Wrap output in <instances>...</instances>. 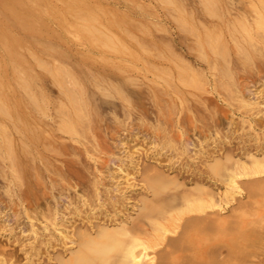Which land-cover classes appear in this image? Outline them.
Returning <instances> with one entry per match:
<instances>
[{
  "label": "rangeland",
  "instance_id": "rangeland-1",
  "mask_svg": "<svg viewBox=\"0 0 264 264\" xmlns=\"http://www.w3.org/2000/svg\"><path fill=\"white\" fill-rule=\"evenodd\" d=\"M9 1H12V0H6V1L0 0V10H2V5L5 4L3 2H9ZM57 1L56 0L50 1L51 4H53L52 6L54 8H57V7H58V9H65L66 8V4L63 5L64 4L63 0H60V1L57 0ZM176 1H177L178 5L181 4L180 5L181 6L180 11H183V13H185L186 16H188V17L190 16L189 17V18H191L190 20H192V22L195 23V24H193V28L197 27L198 31H196V32H198L199 34H201L204 31V29L201 31V28H203V26H205V25L207 26L206 23L204 24L205 21H207L209 25L214 24V25H219L221 27L222 26L224 27V28L223 27L222 28H223V31L225 32V41L228 45V50H229V54L227 55V57L230 56L229 61H228V69L230 71V74L232 75L233 82H232V80L230 81V80L226 79V76H224L225 78L221 77V76H223V74L220 75L221 71L219 72V69H217L218 67H216L215 64L214 65L211 64V63H213L212 60L209 61V60L204 58L205 60L202 62L203 57H201L202 58V60H201L199 58L200 54L196 50L198 48L197 47L198 44H197V42H195L197 40V37L195 35H197L198 33L193 34V33H196L195 29L191 32L186 30L189 33L185 32L184 29H181L176 24V22H177L176 18L178 16L179 12L176 11V13H175V10L167 8L168 6L166 7V5L163 4V2L161 3L160 0H93L94 5H96V6L99 5L98 8L102 6V8H104L105 10L109 9L106 12V11L102 10L101 8H99V9H101L102 12L104 11L103 14L106 13L105 14L106 16L109 15L106 17L105 15L101 14V15H103V16H100L102 18L101 21L104 19V21L106 23H107V21L109 23V21L111 19V14H113V15L117 14L119 18L117 17V15L114 18H112V20L114 19L113 22H111L112 27L116 26V25L113 26L114 21H117V19H119V21H120V18L121 19L124 18V20L126 19V22L128 23V25H127L128 26L127 28H129L128 30L131 31L133 34H135L136 37L139 36L138 38H140V40H142V43H145L144 45L147 46L146 47L147 49H150L156 55L158 53L160 54L161 52H163L162 55L161 54L158 55V58L156 56H154V57L152 56V57H148L147 58L148 60L147 59L142 60L139 57L140 59L137 60V63H136L138 66L136 68H133V69L124 68L123 66H121V64L118 63V61L117 62L116 61H110V58L115 57V56H109L108 54L107 55L105 54L106 57L109 59L108 62L110 61L109 63L102 61L99 58H96L97 57L96 55H92V54H95L94 52H92L91 55L88 56V53H87L88 51L86 50L87 46L84 45L83 43L74 41L73 39H70V38L68 39L67 37L66 38L64 37L66 43L65 42L63 43V42H61L62 40L60 39L61 34L59 35L58 34L59 32L57 30L52 29V28L51 29L50 28H44L43 35H42L41 39L44 41L45 44H47V47H50V48H48V49H50L49 51H51V49H53V53L55 54V56H54L55 58L59 59L63 63H66L75 71L76 75L79 78V81L81 82L82 88H83V96H84V100L86 103V109L90 113L87 114L88 118L86 117L87 116L86 115L83 117L85 119L80 121V130L81 131L84 130L83 131V137L81 136L82 133L81 132L79 133V131H80L79 126H77L78 127L77 128L78 134H76V131L75 132H72V131L69 132V131L65 130L62 126V123H60L61 119H59V118L61 116V112L58 109V104L61 100H63V95L61 94V91L59 90V88L52 82L51 78L46 74L45 71H43L42 67L37 68L35 66L33 68V71L35 74L34 79H36L33 81V83L42 92V94L44 96V101H45L44 111L41 112L38 108H36L31 102H29L27 100V98L17 88L13 87V88H11L12 90L9 89L8 94H7V98L9 99L10 103L12 104L16 118L19 117L18 118L19 119V127H16V129H12L11 127H8V129H9L8 132L10 133V135L12 137V138L10 137V139H11L10 142L12 143L11 144L12 147L11 146H10L11 148L9 147V145H10V142H9L8 143L9 145L7 146V148L9 147L10 149H13V150L11 152L8 151L9 154L6 153L7 150H5L4 147L6 148L7 143L6 144L4 143L5 145L3 144L0 147V150H1V152H0V263L3 262L2 264H4V263L5 264L6 263L11 264V261H12V264H61L60 263L62 261L61 259H63L64 262L68 261L67 259L72 255L71 253L69 254V252H72L71 251L72 249H74L75 247H78L77 242H79V239H80V243H81L83 241V239L85 241L86 238H88V237L96 238L95 234L97 235V237L99 236L98 235L99 230H97V229H99L98 226L101 227V225H103V228L101 227V229L102 230L108 229L110 232H115L113 229H117L118 226L127 227L130 230V232L132 233V235L128 232V234L126 236H124V238H125V241L129 242L132 237H140V238L141 237H143V238L148 237L149 238L152 235H156V234L160 235L162 233H161V231H158L157 228H159L160 225H162V224H169L168 226H169V229H171V231L175 226L176 227L173 229L174 231H172V232L170 231V232L165 234L166 242L164 240L161 244L157 245L155 248L149 249L148 256L142 257L141 262H142V264H144L147 262V260L150 257H152L153 258V264H162V263L166 264L168 262H171V264H177V263H180V259H181L179 257L180 254L186 255V256H188L187 254H189V255L193 254L194 248L192 245H191L192 248L189 245H190V243L192 244L194 241V238H192V237L196 236V234L194 235V232H196L195 231L196 230L195 225L198 222L196 224L194 223L195 225L192 226L189 224L188 221L185 220V219H187L186 216H184L182 219L175 220V222H174L172 220V218L170 219V213H169L170 211L168 209L181 208L180 206L185 205L187 202H191V200L195 201V200L200 199V200H206L207 203L214 204V205L216 202V205H220V207L222 208L220 210L218 209L217 206L214 209L210 208L207 211L209 213H205V214L212 213V215H213V212H214V215L217 216L219 213V215L222 217H226L229 214L228 218L232 221H234V220L237 221L235 223L236 224L239 223V228L242 229L241 231L243 233L240 232L239 230H237L239 228H237V227H236L237 229L234 228V230H237L236 232L242 233V235L238 233V237H234L235 235H237V233L234 234L235 232H232V226H234L233 225L234 223L231 225L229 222H232V221L229 220L227 223H225V224H227V226L225 224H222V225H224L226 228L227 227L229 228L230 227V226H228V223H229L231 225L230 229H231L232 234H230L227 230H224L226 232L225 234H224V232L221 233L222 231H219V236H217L216 234H214V236H213V237L219 238L223 242L228 241L229 245L232 243V241H234V239L237 238L238 240L236 239L235 244L239 243L241 248L246 246V247H244V251H246L248 253V255H244L245 253L243 251H241L242 253H244L243 254L244 257H243L242 261H241V259L237 260V258H236L237 256H234L236 258V260H234L232 262L230 259V258H232L231 257L232 254H230V252H229V254H230L229 259L232 262V264H264V262H263L264 259L262 262H260L261 260H259L261 258H264V172L259 173V174H253V175H247V174L246 175L244 174L245 176L241 175V173H242L241 165L244 167H247V166L251 167L250 166L251 162H253V163L255 161L258 162V160L260 158L262 160H264V155H263L264 154V75H263L264 74V72H263L264 71V59H261L264 57V52H263L264 51V47H263L264 46V37H263L264 31L263 30H262L263 32L260 31V33L262 35H260V33L258 32V36H256L257 31L253 32L254 37L256 38V39H254V41L257 42V43L253 42V45L255 44V46L256 45L258 46V47H255L252 44L247 43L246 41L244 42L243 37H241L243 39H240L239 38L240 35L239 36L237 35L238 33H236V37H238V39L237 38L232 39L233 40L232 41L231 38L229 37V34L226 32V29H225L226 28L225 24L227 23V21L229 23V24L227 23V25H230V23L233 22L234 25L233 24H231V25L235 26L237 29V25H236L237 19H245L249 25L254 24L253 23L254 19L257 17V14H258L257 11H254L255 10L254 6L256 5V8H258V7L263 8V7L260 4H258V0H247V1L246 0H228V1L227 0H219L218 3L219 2L220 3L218 4V14H217L218 16H216L214 18V17L208 16L209 14L205 13L202 10L203 6L199 0L198 1L197 0H176ZM261 1L263 2L264 0H261ZM84 2L88 3V5L90 3L93 4L92 0L91 1L85 0ZM262 2L259 1V3H262ZM250 4H251V6H250ZM61 6L62 7L64 6V7L61 8ZM186 9H189L191 11L190 12L191 14H189V12H187ZM258 9L260 10V12L264 11V9H260V8H258ZM108 12H110V14ZM113 12H115V13H113ZM171 17L172 18L174 17L175 19L174 18L173 19L175 21L173 19H171ZM0 18H1V11H0ZM203 18L205 19V21H203L204 20ZM198 19H201V20L198 21ZM235 19H236V21H235ZM104 21H103V23H105ZM198 22L200 24H198ZM201 24H202V26H201ZM140 25L143 29L140 27ZM195 25H196V27H195ZM181 30H183V31H181ZM54 31H56L57 33H55ZM20 35H24V33H20ZM191 35H193L195 38ZM259 36H261V37H259ZM59 39H60V41H59ZM38 41H41V40L39 39ZM164 43H166V44H164ZM194 43H195V45H194ZM234 43H235V45H234ZM238 44L241 45L242 49H241L240 45H238ZM131 45L135 48L137 47V46H134V44H131ZM152 45H154L153 48H152ZM166 45L168 48H170V52H169V49L166 50L167 49ZM234 46H236V47H234ZM259 46L263 49L262 50L263 53L261 52V50H260L259 54L255 53V52H258L259 49H261V48H259ZM239 47H240V49H238ZM254 47H255V49L253 50L252 48H254ZM249 48H251V49H249ZM157 49H158V51H157ZM235 49H238V50H235ZM243 49L244 50L246 49V52L248 51V53H245V54H247L245 61L243 59L245 57L243 55L244 54ZM138 51H139V49H138ZM236 51L239 55L237 53H235ZM174 53H176V54H174ZM254 53L256 54V56H258V58L255 57ZM85 54H87V57ZM260 54H261V58H259ZM252 55H254V56H252ZM92 56H93V58L95 57L96 59L95 58L93 59ZM159 57H161V59ZM162 57H165V58L163 59ZM235 57L236 58L239 57L240 59L237 58V60H236ZM247 58H248V60L249 59L251 60V58H253V59H252V61H250V60L246 61ZM43 59L46 61L50 60L48 62H52V60L49 58L47 60V57H45V58L43 57ZM112 62H113V64H112ZM186 62H188V63H186ZM245 62H248V63L250 62V63H252V65H250V63L248 64ZM178 64L181 65V67ZM185 64L192 69L188 68L190 71L188 69H186ZM208 64H211V68H210V66H208ZM232 64H234V65H232ZM153 65L156 68L160 67V69L162 67H165V66L169 67L170 70H168V71H171L170 72V73H172L171 75H174V76L172 77L169 72H168V74H166V72H164L163 69L162 70H159L158 68L156 69ZM176 65H178L180 67V69L182 67H184V70H181V71L183 73L188 72L187 76L192 70L195 71V72L192 71L195 74V76H193L195 79H196V75L199 73V75L197 77L198 81L196 79V81L198 82L197 85L195 83L196 81L192 85H190V84L186 85L187 83L185 84V82H181L179 80V78H177L179 76L178 75L176 76V74H177L176 72L178 70L177 68L175 69ZM183 65H185V66H183ZM241 65H242V67H241ZM244 65H246V66L244 67ZM247 65H249L248 66L249 68L247 67ZM173 66H175V67H173ZM207 66L210 69H208ZM214 66H215V68H214ZM167 67H165V68L167 69ZM251 67H252V70H249V69H251ZM256 67H257V69H256ZM173 68L175 71L173 70ZM230 68H232V71L234 73L237 71L235 73V75H234V73L231 72ZM180 69H179V71H180ZM157 70L160 71V73L162 75L161 77H158V76H160V73ZM162 71H163V73H162ZM201 71H203V72H201ZM192 72H191V74H192ZM200 72H201V74H200ZM96 73H98V74H96ZM211 73L213 75H210ZM256 73H258V74H256ZM194 74H192V75H194ZM142 75H143V77H142ZM261 75H262V77H261ZM199 76H200V78H199ZM204 76H206V77H204ZM170 77H172V79H170ZM190 77H191V75H190ZM203 77H204V79H203ZM100 78L102 80H100ZM236 79H237V81H236ZM175 80H178L180 83L175 81ZM220 80H221V82H219ZM50 81H51V83H50ZM147 81H149L150 83ZM227 81L230 82L231 84H229ZM93 82H95L96 84ZM155 83H157V84H155ZM219 83L222 84L225 88L222 85H220ZM227 83H228V85H227ZM240 83H242V85ZM201 84L203 87H201ZM245 85H248V86L246 87ZM190 86L192 87V89L190 88ZM234 87L237 88L238 93H237V91H235L236 89ZM242 87H244L245 89H243ZM248 87H249V89H248ZM206 88L208 90H206ZM224 90H226V91H224ZM156 91H160L159 93H161V94L164 93V94L161 95ZM198 91H199V93H198ZM155 92H156V94L158 93V95L155 96L154 95ZM177 92H178V94H177ZM234 92H236V93H234ZM169 93H170V95H169ZM231 93H232V96H231ZM9 94H10V96H9ZM167 94H168V96H167ZM175 94H176V96H174ZM228 94H230V96ZM86 97H87L88 101H86L87 100ZM163 97L165 98V100H163L164 99ZM167 97H169V98H167ZM177 97L179 98V100L177 99ZM221 97H222V99H221ZM124 98L126 101L124 100ZM234 98L235 99L238 98L237 101ZM57 99H60V101ZM169 99H171V100H169ZM161 100H163V101H161ZM176 100H178V101L181 100L180 101L181 103L180 102L178 103V101L176 102ZM165 101H166V103H165ZM243 101H245V103H247V101H248V103H252V104L254 103V104L250 105L247 103V105H246ZM154 102L155 103L157 102L156 103L157 105ZM160 102H161V105H160ZM182 102L184 104H187V105L182 104ZM241 102H243V103L241 104ZM213 104H215V105H213ZM132 105L133 106L135 105L134 107H136L137 110ZM164 105H168V106H164ZM92 106H94V107H92ZM92 108L95 110H93ZM168 108H169V110H168ZM204 108H205V110H204ZM121 109H122V111H121ZM123 109H125V110H123ZM32 110H35V111H32ZM56 110L59 111V113H60L59 116H58L59 113L56 112ZM165 110H166V112H165ZM124 111H125V113H124ZM133 111H135V112H133ZM140 111L144 114L140 113ZM20 112L22 115H20ZM159 112H160V114H159ZM187 113H189V114H187ZM89 114L91 115V117H89ZM113 115H114V117H113ZM170 115L172 117H170ZM190 115H192V116H190ZM164 116H166V117H164ZM92 117L94 119H92ZM25 118H26V120H25ZM119 119H121L122 125L120 124ZM139 119L141 122L139 121ZM193 119H194V121H192ZM199 119H201V120H199ZM0 120H1V118H0ZM85 120L87 121V123ZM154 120H155V122H154ZM83 121H85L84 124H82ZM135 121H136V123H135ZM26 122H28V123H26ZM124 122H125V124H124ZM196 122H197V124H196ZM117 123H118V125H116ZM81 124H82L83 128L85 127V129H83V128L81 129V127H82ZM137 124H139V125H137ZM140 124H142V125H140ZM160 124H162L161 127H160ZM32 125L34 128H32ZM36 125H38V126H36ZM151 125H153V126H151ZM156 125H158V126H156ZM28 126H30V127H28ZM53 126H54V128H53ZM59 126H61V128ZM121 127H123L124 129H122ZM127 127L129 130L131 129V131H129L127 129ZM132 128H133V130H132ZM194 128H195V130H194ZM86 129H88V130L85 131ZM162 129H164V130H162ZM41 130H43V131H41ZM149 130H151V132ZM168 131L171 133H169ZM41 132H43V133H41ZM45 132H47V133H45ZM84 132L85 133L87 132V133L85 134ZM129 132H131V133H129ZM161 132H163V133H161ZM175 132H176V134H175ZM168 133H169V135H168ZM178 133H179V136H178ZM164 135H165V138H164ZM172 135L174 137H171ZM45 136H47V137H45ZM69 136H71V137H69ZM80 136H81V139L84 138L83 139L84 142L83 141L81 142ZM86 136H88V137H86ZM159 137H160V140L158 139ZM170 137L173 138V141ZM73 138L76 140H73ZM47 139H49V140H47ZM174 139H176L177 142ZM85 140H86V142H85ZM158 140H159V142H158ZM174 141L177 144H175V143L173 144L172 142H174ZM20 142H21V144H20ZM30 142H32V143L34 142L33 146L35 145L37 147V150H36V148H33L32 144ZM179 142H180V145H179ZM160 143L162 145H160ZM192 143H194V144H192ZM47 144L49 145L50 148H48ZM172 144L176 147H174V146L172 147ZM25 145H26V147H25ZM56 145H57V147H56ZM80 145H81V148H80ZM169 145H171V146L169 147ZM204 145H205V147H204ZM89 147H90V149H89ZM91 147H93V148H91ZM163 148H164V150H163ZM175 148L177 149V151ZM200 148H202V149H200ZM34 149H35V151H34ZM55 149L57 152L60 151V153L59 152L57 153L56 151L53 152ZM57 149H59V150H57ZM173 149H174V151H173ZM187 149H189V150H187ZM73 150L75 151L77 156L74 155ZM195 150H197V151H195ZM13 151H14V153H13ZM180 151H181V153H179ZM28 152H30V153L33 152V153H31V155H29L30 153L28 154ZM37 153H39L38 156H37ZM191 153H192V155H191ZM7 154L8 155L11 154V156L12 155L13 156L10 158L7 156ZM61 154H62V156H61ZM88 154L90 156H88ZM126 154H128V155L126 156ZM142 155H143V157H142ZM32 156L36 157V158L33 157V159H32L33 162H32V160H30ZM129 156H133L134 158L132 160H129ZM75 157L79 160L74 159ZM125 157H128V159ZM190 157H191V159H190ZM8 158H10V160ZM27 158H29V159H27ZM111 158H113L115 160H113ZM254 158H256L255 161L253 160ZM40 159H42L43 161ZM135 159H136V161H135ZM261 159L259 160V162H262ZM125 160H127L126 163L124 162ZM15 161H17V162H15ZM44 161H46L47 163H45ZM48 161H50L51 163H48ZM119 161L120 162L123 161L122 164H125L126 167L124 165H122ZM34 162H36V163H34ZM134 162H135V164H134ZM14 163H15V165H14ZM104 163H106V164H104ZM34 164L35 165L37 164L36 165L37 167L33 166ZM103 164L105 165V167ZM207 164L208 165L211 164L210 167H212V168H210ZM31 165H32V168H31ZM118 165L120 167H122L123 169L122 168L121 169L115 168V170H113V168L116 166L118 167ZM238 165L240 166L239 168H238ZM17 166H20L18 168H20L21 171L18 168H15ZM95 166H97V167H95ZM151 166H153V167H151ZM34 167L37 168V169H35L37 172L32 170V169H34ZM46 167H48V168H46ZM106 167H107V169L109 167V170L111 171L110 172L108 170L109 175H107ZM156 167H157V169H156ZM104 168H105V171H104ZM209 168L211 169V171L209 170ZM10 169H11V171H10ZM51 169L54 171L52 172ZM143 169H146V170L143 171ZM152 169H153V171H152ZM159 169L161 170V173L163 172L164 176L165 175L171 176V177H168L171 181H173V180L176 181V182L169 181L173 186L168 182L167 183L168 186L165 187V190H162L163 189L162 187H164L166 185V183H164V181H163L164 179H161L162 182L159 179L160 177L164 178V176H162V175L160 176V174H157V173H160ZM157 170H159V171H157ZM33 171L36 172V175ZM150 171L152 172L151 175H150ZM233 171L236 173L234 174ZM10 172H11V174H10ZM18 172H20V174H18ZM38 172L41 174H38ZM50 172H51V175H50ZM57 172H60L59 173L60 176H59V174L58 175L56 174ZM112 172H113V174L116 175V177L118 175V178H114L115 176L111 175ZM115 172H117V173H115ZM147 172H149V173H147ZM154 172H155V175H157V177L158 176H160V177L156 178L155 175L153 177ZM21 173H22V176H21ZM229 173H233L235 175V179L237 180L236 181L237 184L233 185V187H231V188L229 187L230 185L226 181V179H227L226 175H228ZM16 174H18V175L15 176ZM140 174H141V177H140ZM142 174L146 177V179ZM146 174H148L149 177L151 176L154 179L159 180L161 183L156 182V184L158 186L157 185L155 186L154 182L151 181V180H153V178L151 179V177H150V180H147ZM105 175L109 176L110 178L113 176L112 180L109 177H105ZM123 175L125 177H123ZM40 177H42L43 180ZM56 177H58L60 179H58V178L56 179ZM101 177H104L103 179H105L106 185H105V182L100 183L103 180ZM132 177H134L135 179ZM149 177H148V179H149ZM7 178H8V180H6ZM143 178L145 180H143ZM50 179H52V180H50ZM53 179H54V181H53ZM99 179H101V180H99ZM107 179H110V180L107 181ZM115 179H117V180L115 181ZM120 179H121V181H120ZM141 179L144 182L145 181H147V182H145V184L143 185V181ZM84 180H86V181H84ZM87 180L89 181V183ZM157 180H155V181H157ZM165 180L167 182L166 177H165ZM119 181H120L119 184H121V185L124 184L123 186H126L129 183L132 185H133V183L137 184V185H133L134 187L133 186L131 187L128 185L129 188L127 187V189L125 190V194H122L121 189H120L121 192L120 191L117 192L116 189H115L116 191L114 190V185H116L117 182H119ZM122 181H123V183H121ZM137 181H138V183H137ZM94 182L97 183V189H95L96 185H92V184H94ZM112 182H114V184ZM111 183H112V186H110ZM152 184H154V185H152ZM150 185L152 188L150 187ZM160 185H162V186H160ZM175 185H177V187ZM44 187H45V189H44ZM101 187L104 188L105 190L102 189ZM49 188H50V190H49ZM121 188H124V187H121ZM149 188L154 189L153 192H155V191L157 192V194H156L157 197H155L156 200L151 199L153 192L150 191L151 189H149ZM231 189H234V190H231ZM101 190H102V192H101ZM129 190L130 191L133 190V192H130ZM226 190H228L227 193H228V195H229L228 197L230 199H228V197L225 196L226 193L224 194V191L226 192ZM236 190L238 192L234 193V191H236ZM105 191H106V193H104ZM141 191L144 192V193H142L143 195L141 194ZM7 192H9V193H7ZM147 192H149V193H147ZM99 193H100V195H99ZM127 193H129V195H127ZM150 193H151V195H150ZM123 195H125V196L127 195V196L124 197ZM120 196H123L124 198L120 197ZM145 196H147L148 198ZM110 197H112V198H110ZM129 197H132V198H129ZM143 197H144L145 201L148 200L149 202H145V204H144L143 203L144 201H142ZM128 199H130V200H128ZM150 199H151V201H150ZM223 199H226L229 202H225L226 200L223 202ZM121 202H123V203H121ZM167 202H169L170 204ZM164 203H165V205L169 204L168 206L170 208L166 207V208L162 209L163 212H161V213L158 212L159 214L156 213L155 210L162 208L161 206H163ZM147 204H151L152 208H151V206H149ZM139 206H142V207H139ZM177 206H179V207H177ZM77 207H79V208L77 209ZM146 207H150V210L147 209ZM52 208H53V212L51 210ZM153 208L154 209L156 208V209L153 210ZM48 211H50V212H48ZM78 211H80V212H78ZM51 212L54 214V216L52 214L53 217L51 216ZM58 213L62 214L63 216L61 217V215ZM167 213H168V215H167ZM233 214H234V216H233ZM32 215L33 216L35 215V216L33 217ZM65 215H67L66 218H68V219L65 218ZM212 215L207 216V217H209V220L207 219V221H209L208 224H210V221L212 220L211 219ZM45 216H47V217H45ZM59 218H60V222H59ZM62 218H63V220H62ZM165 218H167V219H165ZM233 218H237V219H233ZM239 219L241 220L240 222H238ZM62 222H64V226L60 225V224H62ZM187 222L190 226L193 227V229L191 227H190V229H188V227H187L188 224L185 225ZM248 222H249V225H248ZM52 223H53V225H52ZM97 223H99L101 225H99ZM190 223H191V221H190ZM94 224H96V225H94ZM205 224H206V226H203V227H204L205 231H206L205 227H207V232H209L210 230L208 231V229L210 228L209 227L210 225L208 226L206 222H205ZM236 224H235V226H236ZM57 225L60 226V229L57 227ZM44 226H46L45 229H44ZM197 226L198 225H196V227ZM245 226H247V227H245ZM75 227L78 229V234H79L78 237L76 236L77 230L74 229ZM105 227H106V229H105ZM154 227H156V228H154ZM244 227H245V229H243ZM48 228H49V230H47ZM79 228H81V232H83V234L80 233ZM94 228L96 229V231ZM199 228H198V230H200ZM61 229L62 230L64 229L63 233L61 232L62 231ZM82 229H84L85 231L84 230L82 231ZM186 229H188L190 231L188 234V230H187V234L190 236L184 235L185 234L184 231ZM230 229H229V231H230ZM86 230H88L89 233L86 232ZM201 230H200V232H202ZM48 231L51 233L46 234ZM68 231H70V233H68ZM74 231H76V234L74 233ZM246 232L248 235H246ZM72 233H74V235H72ZM84 233H85V235H84ZM86 234H91V235H86ZM182 234L184 236L189 237L187 239V241L184 240L185 241L184 243H185V245H188L191 248V250L193 249L192 251L190 250V248H189V250L185 251V249H187L188 246L187 247L184 246L186 248H184L182 250L181 247L183 245L179 244L180 245V247H179V245L177 246L175 244L176 242H178L179 240L182 239ZM205 234H207V233H205ZM205 234H202V235H205ZM220 234H222V235H220ZM207 235H205V236L209 237V235L211 236L213 234L208 233ZM240 235L243 237L245 236L244 238L248 237V239H247L248 243H247V241L246 242L242 241V239L246 240L242 237V238H240L242 241V244H241L240 243L241 241L239 239ZM62 236H64V237H62ZM79 236H80V238H79ZM117 236L119 237L120 234ZM232 236L234 239L231 241ZM81 237L83 239H81ZM121 237H123V235H121ZM56 238H57V241H56ZM77 238H79V239H77ZM166 238H168V239H166ZM227 238L228 239L231 238L230 239L231 243L229 242V240H227ZM47 239H49V240H47ZM62 239H63V241H62ZM174 240H175V243H174ZM48 241H49V243H48ZM73 241H74V243H73ZM167 241H168V243H167ZM171 241H173V242H171ZM181 241H183V240H181ZM237 241H238V243H237ZM186 242L189 244H187ZM179 243H180V241H179ZM169 244H171L172 246L176 245L174 247L176 249V251H174L175 249L172 248V249H174L173 251L175 253H172L173 251L169 253V251L172 250L171 249L172 246L170 247ZM181 244H182V242H181ZM232 244L230 245L231 248L228 246L230 249H232ZM52 245H53V247H52ZM219 245H221V244H219ZM218 246H216V248L221 249L222 245L219 247ZM163 247H165V248H163ZM226 247H227V245L225 246V248ZM235 247L236 246H234V248ZM67 250L68 251L70 250V251L68 252ZM167 250H169V251H167ZM222 250H223V247L221 249V252H223ZM213 251H215V250H213ZM6 252H8V253H6ZM232 252L234 253V251H232ZM241 252L239 254L240 256H241ZM215 253H217V252H215ZM237 253H239V252H237ZM118 254L116 252H115V254L114 253L111 254V258L115 264L119 258ZM167 254H169V255H167ZM170 254H172V255H170ZM210 254H213V253H210ZM225 254H226V251H225ZM207 255L205 256L206 258H207ZM223 255H222V257H223ZM57 256H58V258H57ZM213 256H214V254H213ZM66 257H68V258L66 259ZM211 257H212V255H211ZM211 257L208 256L209 259ZM55 258L58 260L57 262H56ZM8 259H9V261H8ZM187 259L188 258H185L186 261L183 259L184 261H182L183 263H181V264H187V263H185V262L189 261ZM205 259H204V262L207 261V263H210V261L213 259V257L211 260L208 259L209 262H208V260H205ZM215 259L216 258H214V260ZM1 260H4L5 262L1 261ZM214 260H213V262H215ZM219 260L220 259H218V261ZM15 261H17V262H15ZM221 261H226L225 263H228L227 262L228 258H227V260L225 258V260L223 259ZM221 261H219V262H221ZM231 262H229V264ZM114 263H112V264H114ZM188 263H190V261ZM218 263H215V264H218ZM210 264H212V263H210ZM221 264H223V263L221 262Z\"/></svg>",
  "mask_w": 264,
  "mask_h": 264
},
{
  "label": "bare ground",
  "instance_id": "bare-ground-1",
  "mask_svg": "<svg viewBox=\"0 0 264 264\" xmlns=\"http://www.w3.org/2000/svg\"><path fill=\"white\" fill-rule=\"evenodd\" d=\"M6 1V0H5ZM51 0H12V1H9V2H3V3H5V4H3L2 5V10H0L1 11V18H0V118H1V120H0V147L5 143H7L6 144V148L4 147V149L5 150H7V152L6 153H8L9 154V152H11L13 149H10L12 146H11V139H10V137H11V135H10V133L8 132L9 131V129H8V127H11L12 129H16V127H19V117L18 118H16V115H15V113H14V109H13V107H12V104L10 103V101H9V99L7 98V94H8V91H9V89H11V88H13V87H15V88H17L26 98H27V100L29 101V102H31L36 108H38L41 112L42 111H44V109H45V101H44V96H43V94H42V92L36 87V85L33 83V81L34 80H36V79H34L35 78V74H34V71H33V68L36 66L37 68H40V67H42L43 68V71H45L46 72V74L51 78V80H52V82L59 88V90L61 91V94L63 95V100H61L60 101V99H57V100H59L60 102H59V104H58V109L60 110V112H61V116H60V118L59 119H61V122L60 123H62V126H63V128L65 129V130H67V131H69V132H75L76 131V134H78L77 132V126H79V130H80V121L81 120H84L85 118H83L84 116H86L88 113H90L89 111H87V109H86V103H85V100H84V96H83V88H82V85H81V82L79 81V78H78V76L76 75V73H75V71L69 66V65H67L66 63H63L62 61H60L59 59H57V58H55L54 56H55V54L53 53V49H51V51H49L50 49H48V48H50V47H47V44H45L44 43V41L41 39V37H42V35H43V30H44V28H52V29H55V30H57L59 33V35L61 36V42H65L66 43V41H65V38L67 37L68 39L70 38V39H73L74 41H77V42H80V43H83L84 45H86L87 46V53H88V56H90L91 55V53L92 52H94L95 54H92V55H96L97 57L96 58H99L100 60H102V61H105V62H108V58L106 57V55L108 54L109 56H115V57H112V58H110V61H118V63L119 64H121V66H123L124 68H126V69H133V68H136L138 65L136 64L137 63V60H139L140 58L142 59V60H146L148 57H154V56H156L157 58H158V55H162V53L163 52H161L160 54L158 53L157 55L156 54H154V52H152L150 49H147L146 47V45H144L145 43H142V40H140V38H138L139 36H137L136 37V35L135 34H133L131 31H129L128 29L129 28H127L128 26V23L126 22V19L124 20V18H120V21H119V19H117V21H114V25L113 26H115V27H112V25H111V22H113V20H112V18H114L116 15H113V14H111V19H110V21H109V23H108V21H107V23L104 21V19L101 21V17L100 16H103V15H105V14H103L104 13V11H108V10H105L104 8H102V6L101 7H99V8H101L102 10H104L103 12L101 11V9H99L98 8V4L100 3H98L97 5L98 6H96V5H94V3H93V0H92V3L93 4H89L88 5V3H85L84 1L85 0H63V2H64V4L63 5H65L66 4V8L65 9H58V7L57 8H54L52 5L53 4H51V2H50ZM55 1V0H54ZM57 1V0H56ZM60 1V0H59ZM89 1H91V0H89ZM161 1V3L163 2V4H165L166 5V7L167 8H170V9H172V10H175V13H176V11L177 12H179V14H178V16H177V18H176V20H177V22H176V24L181 28V29H184L185 30V32H187V31H189V32H191V31H193L194 29H195V32L196 31H198V29H197V27H196V25H195V27L196 28H193V24H195L194 22H192V20H190L191 18H189L188 16H186V14L185 13H183V11H180V8H181V4H179L178 5V3H177V1L176 0H160ZM198 1V0H197ZM200 1V3L202 4V6H203V8H202V10L205 12V13H207V14H209L208 16H211V17H216V16H218L217 14H218V4L220 3H218V1L219 0H199ZM228 1V0H227ZM247 1V0H246ZM259 1L260 2H262L261 0H258V4H260L263 8H261V7H258V8H260V9H264V1L262 2V3H259ZM58 2V1H57ZM56 2V3H57ZM88 2V1H87ZM230 2V1H229ZM253 2V1H252ZM53 3V2H52ZM62 3V2H61ZM60 3V4H61ZM231 3V2H230ZM241 3V2H240ZM254 3V2H253ZM252 3V4H253ZM58 4V3H57ZM96 4V3H95ZM140 4V3H139ZM92 5V6H91ZM242 5V4H241ZM255 5V4H254ZM253 5V6H254ZM225 6V5H224ZM237 6V5H236ZM250 6H251V4H250ZM259 6V5H258ZM64 7V6H63ZM62 6H61V8H63ZM124 7V6H123ZM165 7V8H166ZM226 7V6H225ZM255 7V10L254 11H257V17L254 19V24H248L247 22H246V20L245 19H237V21H236V19H235V21L237 22V29H236V27L235 26H233L234 24H233V22H231L230 23V25L231 24H233V25H227V23H228V21H227V23L225 24L226 26V32L229 34V37L231 38V40L232 39H238V37H236V33H238L237 35L239 36L240 35V39H243L244 38V42L246 41L247 43H249V44H252L253 45V42H255L254 41V39H256L255 37H254V33L253 32H256V36H258V32L260 33V31H264V11L262 12H260V10L258 9V8H256V5L254 6ZM60 8V7H59ZM220 8V7H219ZM251 8V7H250ZM230 9V8H229ZM253 9V8H252ZM258 9V10H257ZM119 10V9H118ZM187 10V12H189V14H191L190 12V10L189 9H186ZM221 10V9H220ZM111 12V11H110ZM110 12H108L109 14H110ZM195 12V11H194ZM113 13H115V12H113ZM117 13V12H116ZM167 13V12H166ZM174 13V12H173ZM253 13V12H252ZM101 14H103V15H101ZM225 14V13H224ZM237 14V13H236ZM171 15V14H170ZM195 15V14H194ZM106 16V15H105ZM107 16H109V15H107ZM106 16V17H107ZM233 16V15H232ZM117 17H118V15H117ZM221 17V16H220ZM105 18V17H104ZM119 18V17H118ZM174 18V17H173ZM172 17H171V19H173ZM193 18V17H192ZM175 19V18H174ZM173 19V20H174ZM197 19V18H196ZM204 19V18H203ZM218 19V18H217ZM229 19V18H228ZM108 20V19H107ZM169 20V19H168ZM199 20H201V19H198V21ZM103 21L105 22V23H103ZM175 21V20H174ZM203 21H205V19L203 20ZM218 21V20H217ZM202 22V21H201ZM207 24V28L205 27V26H203V28H201V31L204 29V31L201 33V34H199L198 32H196V33H193V34H197V35H195L196 37H197V40L195 41V42H197V52L200 54V56H199V58L202 60V58L201 57H203V60H202V62L205 60V59H207V60H212V62L213 63H211V64H215V66L216 67H218L217 69H219V72L221 73L220 75H222L223 74V76H221V77H224V76H226V79H228V80H232L233 78H232V75L230 74V71H229V69H228V61H229V57H227V55L229 54V50H228V45H227V43H226V41H225V32L223 31V28L221 27V26H219V25H209L208 24V22L207 21H205L204 22V24ZM153 24V23H152ZM198 24H200L199 22H198ZM229 24V23H228ZM139 25V24H138ZM137 25V26H138ZM154 26V25H153ZM201 26H202V24H201ZM140 27H141V25H140ZM146 27V26H145ZM177 27V26H176ZM139 28V27H138ZM142 28V27H141ZM140 28V29H141ZM206 28V29H205ZM137 29V28H136ZM143 29V28H142ZM141 29V30H142ZM260 29V30H259ZM187 30V31H186ZM181 31H183V30H181ZM262 31V32H263ZM55 33H57L56 31H54ZM138 32V31H137ZM189 32H187V33H189ZM20 33H24V35H20ZM186 33V34H187ZM133 34V35H132ZM260 35H262L261 33H260ZM264 35V34H263ZM63 36V37H62ZM191 36H193V35H191ZM228 36V35H227ZM65 37V38H64ZM188 37V36H187ZM194 37V36H193ZM228 37V38H229ZM241 37H243V38H241ZM259 37H261V36H259ZM264 37V36H263ZM195 38V37H194ZM41 40V41H38V40ZM60 39H59V41H60ZM142 39V38H141ZM261 39V38H260ZM263 40V39H262ZM233 41V40H232ZM160 42V41H159ZM162 42V41H161ZM35 43V44H34ZM75 43V42H74ZM147 43V42H146ZM168 43V42H167ZM187 43V42H186ZM193 43V42H192ZM255 43H257V42H255ZM82 44V45H83ZM131 44H134V46H137L136 48L135 47H133ZM149 44V43H148ZM164 44H166V43H164ZM163 44V45H164ZM189 45V44H188ZM194 45H195V43H194ZM234 45H235V43H234ZM238 45H240V44H238ZM253 46H255V44L253 45ZM154 47V45H152V48ZM166 47H167V45H166ZM186 47V46H185ZM234 47H236V46H234ZM240 47H241V45H240ZM240 47L238 48V49H240ZM255 47H258L257 45L255 46ZM255 47L254 48H252L253 50L255 49ZM264 47V46H263ZM150 48V47H149ZM194 48V47H193ZM231 48V47H230ZM259 48H261L260 46H259ZM138 49H139V51H138ZM161 49V48H160ZM169 49V52H170V48H168L167 47V49L166 50H168ZM191 49V48H190ZM189 49V50H190ZM199 49V50H198ZM233 49V48H232ZM238 49H235V50H238ZM241 49H242V47H241ZM249 49H251V48H249ZM162 50V49H161ZM244 50V49H243ZM257 50V49H256ZM260 50H261V52H262V48L261 49H259V51L258 52H255V53H258L259 54V52H260ZM85 51V50H84ZM154 51V50H153ZM157 51H158V49H157ZM172 51V50H171ZM242 51V50H241ZM252 51V50H251ZM250 51V52H251ZM55 52V51H54ZM86 52V51H85ZM168 52V53H169ZM176 52V51H175ZM193 52V51H192ZM239 52V51H238ZM264 52V51H263ZM262 52V53H263ZM82 53V52H81ZM154 55H153V54ZM156 53V52H155ZM233 53V52H232ZM235 53H237V51L235 52ZM234 53V54H235ZM240 53V52H239ZM245 53H248V51L246 52V49L244 50V61H245V58H246V56H247V54H245ZM254 53V55H255V57L256 58H258V56H256V54ZM83 54V53H82ZM106 54V55H105ZM165 54V53H164ZM174 54H176V53H174ZM238 54V53H237ZM253 54V53H252ZM257 54V55H258ZM84 55V54H83ZM86 55V57H87V54H85ZM140 55V56H139ZM239 55V54H238ZM250 55V54H249ZM254 55H252V56H254ZM172 56V55H171ZM197 56V57H198ZM251 56V55H250ZM260 57L259 58H261V54L259 55ZM43 57L45 58V57H47V60H48V58L49 59H51L52 60V62H48V61H50V60H48V61H46V60H44L43 59ZM140 57V58H139ZM182 57V56H181ZM196 57V56H195ZM233 57V56H232ZM249 57V56H248ZM92 58H93V56H92ZM95 58V57H94ZM93 58V59H94ZM95 58V59H96ZM160 59H161V57H159ZM163 59L165 58V57H162ZM205 58V59H204ZM236 58V57H235ZM237 58H239V57H237ZM237 58H236V60H237ZM240 59V58H239ZM238 59V60H239ZM252 59L253 58H251V60L250 61H252ZM261 59H264V57L263 58H261ZM124 60V61H123ZM148 60V59H147ZM152 60V59H151ZM168 60V59H167ZM166 60V61H167ZM184 60V59H183ZM199 60V59H198ZM248 60V58H247V60L246 61H249ZM257 60V59H256ZM109 61V62H110ZM178 61V60H177ZM233 61V60H232ZM108 62V63H109ZM173 62V61H172ZM240 62V61H239ZM243 62V61H242ZM115 63V62H114ZM175 63V62H174ZM173 63V64H174ZM186 63H188V62H186ZM209 63V62H208ZM244 63V62H243ZM245 63H248V62H245ZM250 63V62H249ZM248 63V64H249ZM255 63V62H254ZM112 64H113V62H112ZM155 64V63H154ZM180 64V63H179ZM178 64V65H179ZM211 64H208V66H210V68H211ZM241 64V63H240ZM149 65V64H148ZM152 65V64H151ZM176 65V67L175 66H173V67H175V69L177 68L178 70H177V74H176V76L178 75L179 77H177V78H179V80L181 81V82H185V84L186 85H188V84H190V85H192L195 81H196V79H197V77H198V75H199V73L196 75V79L193 77V76H195V74L193 73V72H195V71H191L192 72V74H194V75H192L191 74V72L188 74V76H187V73H183L181 70H184V67H182L181 69H180V67H181V65ZM186 65V64H185ZM185 65H183V66H185ZM189 65V64H188ZM232 65H234V64H232ZM250 65H252V63H250ZM154 66V65H153ZM196 66V65H195ZM204 66V65H203ZM207 66V67H208ZM215 66H214V68H215ZM240 66V65H239ZM246 65H244V67H245ZM249 65H247V67H248ZM155 67V66H154ZM165 67H167V66H165ZM165 67H162L161 69H160V67H157L159 70H164V72H166V74H168V72L170 73L171 71H168V70H170V68L169 67H167V69L165 68ZM193 67V66H192ZM202 67V66H201ZM213 67V66H212ZM241 67H242V65H241ZM41 68V69H42ZM151 68V67H150ZM156 68V67H155ZM156 68V69H157ZM188 68H190L189 66H187L186 65V69H188ZM195 68V67H194ZM209 67H208V69H210ZM238 68V67H237ZM249 68V67H248ZM119 69V68H118ZM154 69V68H153ZM179 69H180V71H179ZM190 69H192V68H190ZM202 69V68H201ZM213 69V68H212ZM231 69V72L232 73H234L233 71H232V68H230ZM242 69V68H241ZM254 69V68H253ZM256 69H257V67H256ZM173 70H174V68H173ZM189 70V69H188ZM243 70V69H242ZM249 70H252V67H251V69H249ZM158 71V70H157ZM175 71V70H174ZM186 71V70H185ZM184 71V72H185ZM190 71V70H189ZM236 71V70H235ZM244 71V70H243ZM91 72V71H90ZM159 73H160V71H158ZM201 72H203V71H201ZM201 72H200V74H201ZM237 72V71H236ZM235 72V73H236ZM264 72V71H263ZM150 73V72H149ZM162 73H163V71H162ZM197 73V72H196ZM235 73H234V75H235ZM253 73V72H252ZM93 74V73H92ZM96 74H98V73H96ZM156 74V73H155ZM154 74V75H155ZM172 73H170V75H171ZM204 74V73H203ZM255 74V73H254ZM256 74H258V73H256ZM91 75V74H90ZM190 75H191V77H190ZM210 75H213L212 73L210 74ZM264 75V74H263ZM162 75H161V73H160V76H158V77H161ZM172 77L174 76V75H171ZM100 77V76H99ZM142 77H143V75H142ZM172 77H170V79H172ZM204 77H206V76H204ZM204 77H203V79H204ZM212 77V76H211ZM235 77V76H234ZM261 77H262V75H261ZM165 78V77H164ZM199 78H200V76H199ZM216 78V77H215ZM214 78V79H215ZM225 78V77H224ZM243 78V77H242ZM260 78V77H259ZM144 79V78H143ZM147 79V78H146ZM150 79V78H149ZM156 79V78H155ZM166 79V78H165ZM193 79V80H192ZM195 79V80H194ZM212 79V78H211ZM221 79V78H220ZM100 80H102L101 78H100ZM105 80V79H104ZM103 80V81H104ZM163 80V79H162ZM206 80V79H205ZM240 80V79H239ZM260 80V79H259ZM93 81V80H92ZM166 81V80H165ZM175 81H177V82H179L178 80H175ZM197 81H198V79H197ZM195 82L196 83V85H197V83L198 82ZM236 81H237V79H236ZM83 82V81H82ZM147 82H149V81H147ZM172 82V81H171ZM206 82V81H205ZM219 82H221V80L219 81ZM228 82V81H227ZM232 82H233V80H232ZM50 83H51V81H50ZM93 83H95V82H93ZM104 83V82H103ZM150 83V82H149ZM152 83V82H151ZM180 83V82H179ZM215 83V82H214ZM229 84H231L230 82H228ZM228 83H227V85H228ZM96 84V83H95ZM155 84H157V83H155ZM163 84V83H162ZM182 84V83H181ZM180 84V85H181ZM200 84V83H199ZM206 84V83H205ZM220 84V83H219ZM218 84V85H219ZM224 84V83H223ZM226 84V83H225ZM241 85H242V83H240ZM239 84V85H240ZM247 84V83H246ZM111 85V84H110ZM161 85V84H160ZM168 85V84H167ZM166 85V86H167ZM220 85H222V84H220ZM233 85V84H232ZM231 85V86H232ZM108 86V85H107ZM112 86V85H111ZM223 86V85H222ZM246 87L248 86V85H245ZM244 86V87H245ZM110 87V86H109ZM201 87H203L202 86V84H201ZM208 87V86H207ZM220 87V86H219ZM224 87V86H223ZM222 87V88H223ZM244 87H242L243 89H245ZM112 88V87H111ZM114 88V87H113ZM163 88V87H162ZM169 88V87H168ZM167 88V89H168ZM186 88V87H185ZM190 88L192 89V87L190 86ZM225 88V87H224ZM235 88V87H234ZM102 89V88H101ZM117 89V88H116ZM195 89V88H194ZM231 89V88H230ZM229 89V90H230ZM236 90L235 91H237V88H235ZM248 89H249V87H248ZM247 89V90H248ZM12 90V89H11ZM161 90V89H160ZM172 90V89H171ZM170 90V91H171ZM197 90V89H196ZM206 90H208L207 88H206ZM215 90V89H214ZM101 91V90H100ZM163 91V90H162ZM182 91V90H181ZM222 91V90H221ZM224 91H226V90H224ZM243 91V90H242ZM156 92H160V91H156ZM156 92L154 93V95L156 96V95H158V93L156 94ZM168 92V91H167ZM175 92V91H174ZM202 92V91H201ZM245 92V91H244ZM198 93H199V91H198ZM226 93V92H225ZM224 93V94H225ZM230 93V92H229ZM234 93H236V92H234ZM237 93H238V91H237ZM246 93V92H245ZM124 94V93H123ZM152 94V93H151ZM159 94H161V93H159ZM164 94V93H163ZM163 94H161V95H163ZM177 94H178V92H177ZM223 94V93H222ZM153 95V96H154ZM169 95H170V93H169ZM173 95V94H172ZM180 95V94H179ZM219 95V94H218ZM229 96H230V94H228ZM239 95V94H238ZM9 96H10V94H9ZM154 96V97H155ZM167 96H168V94H167ZM174 96H176V94L174 95ZM231 96H232V93H231ZM116 97V96H115ZM158 97V96H157ZM156 97V98H157ZM162 97V96H161ZM171 97V96H170ZM186 97V96H185ZM191 97V96H190ZM220 97V96H219ZM236 97V96H235ZM238 97V96H237ZM241 97V96H240ZM239 97V98H240ZM159 98V97H158ZM164 98V97H163ZM162 98V99H163ZM167 98H169V97H167ZM172 98V97H171ZM174 98V97H173ZM192 98V97H191ZM229 98V97H228ZM55 99V98H54ZM86 99H87V97H86ZM128 99V98H127ZM176 99V98H175ZM177 99L179 100V98L177 97ZM221 99H222V97H221ZM235 99V98H234ZM238 99V98H237ZM237 99H235L236 101H237ZM243 99V98H242ZM241 99V100H242ZM124 100H125V98H124ZM155 100V99H154ZM163 100H165V98L163 99ZM163 100H161V101H163ZM169 100H171V99H169ZM168 100V101H169ZM178 100H176V102L178 101ZM244 100V99H243ZM86 101H88V99L86 100ZM126 101V100H125ZM158 101V100H157ZM167 101V100H166ZM166 101H165V103H166ZM181 101V100H180ZM180 101H178V103L180 102ZM194 101V100H193ZM184 102V101H183ZM182 102V104H184ZM195 102V101H194ZM230 102V101H229ZM233 102V101H232ZM244 103H245V101H243ZM243 102H241V104L243 103ZM252 102V101H251ZM254 102V101H253ZM88 103V102H87ZM129 103V102H128ZM133 103V102H132ZM155 103V102H154ZM157 103V102H156ZM155 103V104H156ZM170 103V102H169ZM181 103V102H180ZM202 103V102H201ZM231 103V102H230ZM247 103H248V101H247ZM247 103H245L246 105H247ZM89 104V103H88ZM172 104V103H171ZM170 104V105H171ZM175 104V103H174ZM203 104V103H202ZM232 104V103H231ZM236 104V103H235ZM234 104V105H235ZM240 104V103H239ZM244 104V105H245ZM248 104H252V103H248ZM254 104V103H253ZM252 104V105H253ZM14 105V104H13ZM26 105V104H25ZM157 105V104H156ZM160 105H161V102H160ZM169 105V104H168ZM168 105H164V106H168ZM184 105H187V104H184ZM213 105H215V104H213ZM243 105V106H244ZM31 106V105H30ZM57 106V105H56ZM131 106V105H130ZM133 106V105H132ZM135 106V105H134ZM133 106V107H134ZM190 106V105H189ZM199 106V105H198ZM236 106V105H235ZM88 107V106H87ZM92 107H94V106H92ZM172 107V106H171ZM180 107V106H179ZM203 107V106H202ZM210 107V106H209ZM242 107V106H241ZM247 107V106H246ZM251 107V106H250ZM16 108V107H15ZM35 108V109H36ZM57 108V107H56ZM55 108V109H56ZM136 110H137V108L136 107H134ZM170 108V107H169ZM169 108H168V110H169ZM184 108V107H183ZM186 108V107H185ZM190 108V107H189ZM236 108V107H235ZM57 109V110H58ZM93 109V108H92ZM91 109V110H92ZM134 109V110H135ZM163 109V108H162ZM165 109V108H164ZM181 109V108H180ZM203 109V108H202ZM213 109V108H212ZM245 109V108H244ZM54 110V109H53ZM56 110V112H58L59 113V111H57ZM89 110V109H88ZM93 110H95V109H93ZM92 110V111H93ZM123 110H125V109H123ZM174 110V109H173ZM182 110V109H181ZM187 110V109H186ZM204 110H205V108H204ZM32 111H35V110H32ZM46 111V110H45ZM55 111V110H54ZM121 111H122V109H121ZM161 111V110H160ZM175 111V110H174ZM189 111V110H188ZM229 111V110H228ZM127 112V111H126ZM132 112V111H131ZM133 112H135V111H133ZM165 112H166V110H165ZM164 112V113H165ZM178 112V111H177ZM208 112V111H207ZM214 112V111H213ZM38 113V112H37ZM51 113V112H50ZM53 113V112H52ZM93 113V112H92ZM96 113V112H95ZM124 113H125V111H124ZM140 113H142L141 111H140ZM185 113V112H184ZM28 114V113H27ZM39 114V113H38ZM94 114V113H93ZM116 114V113H115ZM114 114V115H115ZM123 114V113H122ZM134 114V113H133ZM142 114H144V113H142ZM159 114H160V112H159ZM162 114V113H161ZM187 114H189V113H187ZM191 114V113H190ZM213 114V113H212ZM20 115H22L21 114V112H20ZM60 115V113L58 114V116ZM114 115H113V117H114ZM117 115V114H116ZM115 115V116H116ZM127 115V114H126ZM141 115V114H140ZM168 115V114H167ZM184 115V114H183ZM186 115V114H185ZM214 115V114H213ZM212 115V116H213ZM19 116V115H18ZM93 116V115H92ZM160 116V115H159ZM162 116V115H161ZM181 116V115H180ZM190 116H192V115H190ZM87 118H88V115L86 116ZM89 117H91V115L89 114ZM135 117V116H134ZM164 117H166V116H164ZM170 117H172L171 115H170ZM194 117V116H193ZM41 118V117H40ZM83 118V119H82ZM119 118V117H118ZM126 118V117H125ZM183 118V117H182ZM197 118V117H196ZM22 119V118H21ZM24 119V118H23ZM32 119V118H31ZM38 119V118H37ZM92 119H94L93 117H92ZM91 119V120H92ZM154 119V118H153ZM171 119V118H170ZM188 119V118H187ZM25 120H26V118H25ZM87 120V119H86ZM85 120V121H86ZM90 120V119H89ZM137 120V119H136ZM164 120V119H163ZM173 120V119H172ZM176 120V119H175ZM183 120V119H182ZM199 120H201V119H199ZM213 120V119H212ZM34 121V120H33ZM85 121H83L82 122V124H84V122ZM138 121V120H137ZM139 121H140V119H139ZM148 121V120H147ZM189 121V120H188ZM192 121H194V119L192 120ZM23 122V121H22ZM117 122V121H116ZM119 122H120V124H121V119H119ZM127 122V121H126ZM141 122V121H140ZM154 122H155V120H154ZM158 122V121H157ZM156 122V123H157ZM185 122V121H184ZM26 123H28V122H26ZM36 123V122H35ZM38 123V122H37ZM86 123H87V121H86ZM91 123V122H90ZM135 123H136V121H135ZM138 123V122H137ZM159 123V122H158ZM161 123V122H160ZM163 123V122H162ZM170 123V122H169ZM173 123V122H172ZM82 124H81V126H82ZM93 124V123H92ZM124 124H125V122H124ZM152 124V123H151ZM164 124V123H163ZM196 124H197V122H196ZM23 125V124H22ZM30 125V124H29ZM116 125H118V123L116 124ZM122 125V124H121ZM137 125H139V124H137ZM140 125H142V124H140ZM154 125V124H153ZM153 125H151V126H153ZM161 125L162 124H160V127H161ZM184 125V124H183ZM25 126V125H24ZM31 126V125H30ZM30 126H28V127H30ZM36 126H38V125H36ZM88 126V125H87ZM91 126V125H90ZM93 126V125H92ZM150 126V127H151ZM155 126V125H154ZM156 126H158V125H156ZM172 126V125H171ZM185 126V125H184ZM194 126V125H193ZM201 126V125H200ZM199 126V127H200ZM60 128H61V126H59ZM89 127V126H88ZM145 127V126H144ZM143 127V128H144ZM178 127V126H177ZM32 128H34L33 127V125H32ZM53 128H54V126H53ZM83 128V126L81 127V129ZM122 129H124L123 127H121ZM131 128V127H130ZM134 128V127H133ZM133 128H132V130H133ZM164 128V127H163ZM182 128V127H181ZM206 128V127H205ZM26 129V128H25ZM83 129H85V127L83 128ZM127 129H128V127H127ZM126 129V130H127ZM145 129V128H144ZM152 129V128H151ZM177 129V128H176ZM184 129V128H183ZM28 130V129H27ZM50 130V129H49ZM58 130V129H57ZM88 129H86L85 131H87ZM92 130V129H91ZM129 130V129H128ZM161 130V129H160ZM159 130V131H160ZM162 130H164V129H162ZM175 130V129H174ZM178 130V129H177ZM194 130H195V128H194ZM198 130V129H197ZM35 131V130H34ZM41 131H43V130H41ZM61 131V130H60ZM83 131L84 130H80L79 131V133L81 132L82 134H81V136L83 137ZM129 131H131V129L129 130ZM150 132H151V130H149ZM153 131V130H152ZM173 131V130H172ZM23 132V131H22ZM40 132V131H39ZM68 132V133H69ZM112 132V131H111ZM165 132V131H164ZM169 132V131H168ZM178 132V131H177ZM9 133V134H8ZM41 133H43V132H41ZM45 133H47V132H45ZM61 133V132H60ZM63 133V132H62ZM67 133V134H68ZM85 133V132H84ZM87 133V132H86ZM85 133V134H86ZM129 133H131V132H129ZM160 133V132H159ZM161 133H163V132H161ZM169 133H171V132H169ZM169 133H168V135H169ZM173 133V132H172ZM38 134V133H37ZM155 134V133H154ZM175 134H176V132H175ZM183 134V133H182ZM75 135V134H74ZM157 135V134H156ZM160 135V134H159ZM166 135V134H165ZM165 135H164V138H165ZM174 135V134H173ZM171 136V137H174V136ZM33 136V135H32ZM37 136V135H36ZM81 136H80V139H81ZM176 136V135H175ZM178 136H179V133H178ZM177 136V137H178ZM45 137H47V136H45ZM69 137H71V136H69ZM73 137V136H72ZM75 137V136H74ZM86 137H88V136H86ZM94 137V136H93ZM161 137V136H160ZM160 137L158 138L159 140H160ZM170 137V138H171ZM176 137V138H177ZM12 138V137H11ZM38 138V137H37ZM78 138V137H77ZM90 138V137H89ZM69 139V138H68ZM84 139V138H83ZM83 139H81V142L83 141ZM162 139V138H161ZM167 139V138H166ZM172 139V141H173V138H171ZM19 140V139H18ZM38 140V139H37ZM47 140H49V139H47ZM73 140H76V139H74L73 138ZM87 140V139H86ZM86 140H85V142H86ZM90 140V139H89ZM159 140H158V142H159ZM163 140V139H162ZM176 142H177V140L176 139H174ZM179 140V139H178ZM7 141V142H6ZM170 141V140H169ZM175 141L174 142H172L173 144L175 143ZM186 141V140H185ZM10 142V145L8 144ZM44 142V141H43ZM48 142V141H47ZM84 142V141H83ZM94 142V141H93ZM165 142V141H164ZM31 144H32V146H33V143L32 142H30ZM96 143V142H95ZM98 143V142H97ZM162 143V142H161ZM160 143V145H162ZM167 143V142H166ZM202 143V142H201ZM4 144V145H5ZM20 144H21V142H20ZM30 144V145H31ZM42 144V143H41ZM46 144V143H45ZM50 144V143H49ZM57 144V143H56ZM75 144V143H74ZM86 144V143H85ZM172 144V147L174 146ZM175 144H177V143H175ZM191 144V143H190ZM192 144H194V143H192ZM9 145V147L7 148V146ZM58 145V144H57ZM57 145H56V147H57ZM168 145V144H167ZM179 145H180V142H179ZM196 145V144H195ZM42 146V145H41ZM47 146H48V148H50L49 147V145L47 144ZM68 146V145H67ZM96 146V145H95ZM105 146V145H104ZM159 146V145H158ZM164 146V145H163ZM171 145H169V147H170ZM20 147V146H19ZM23 147V146H22ZM25 147H26V145H25ZM45 147V146H44ZM174 147H176V146H174ZM184 147V146H183ZM189 147V146H188ZM192 147V146H191ZM202 147V146H201ZM204 147H205V145H204ZM203 147V148H204ZM21 148V147H20ZM33 148H36V150H37V147L34 145L33 146ZM55 148V147H54ZM60 148V147H59ZM75 148V147H74ZM80 148H81V145H80ZM91 148H93V147H91ZM95 148V147H94ZM181 148V147H180ZM207 148V147H206ZM3 149V148H2ZM23 149V148H22ZM29 149V148H28ZM84 149V148H83ZM89 149H90V147H89ZM157 149V148H156ZM176 149V148H175ZM200 149H202V148H200ZM26 150V149H25ZM57 150H59V149H57ZM64 150V149H63ZM70 150V149H69ZM80 150V149H79ZM85 150V149H84ZM93 150V149H92ZM159 150V149H158ZM163 150H164V148H163ZM172 150V149H171ZM187 150H189V149H187ZM9 151V152H8ZM34 151H35V149H34ZM56 151V149L53 151V152H55ZM74 151V150H73ZM86 151V150H85ZM173 151H174V149H173ZM176 151H177V149H176ZM179 151V150H178ZM195 151H197V150H195ZM194 151V152H195ZM206 151V150H205ZM0 152H1V150H0ZM27 152V151H26ZM38 152V151H37ZM57 152V151H56ZM59 153H60V151H58ZM57 152V153H58ZM96 152V151H95ZM160 152V151H159ZM193 152V153H194ZM13 153H14V151H13ZM25 153V152H24ZM30 152H28V154H29ZM31 153H33V152H31ZM31 153L29 154V155H31ZM63 153V152H62ZM74 153V155H76V153H75V151L73 152ZM100 153V152H99ZM157 153V152H156ZM155 153V154H156ZM179 153H181V151L179 152ZM189 153V152H188ZM7 154V156L8 157H12L11 156V154L10 155H8ZM38 154L39 153H37V156H38ZM67 154V153H66ZM71 154V153H70ZM4 155V154H3ZM113 155V154H112ZM128 154H126V156H127ZM184 155V154H183ZM191 155H192V153H191ZM262 155V154H261ZM264 155V154H263ZM17 156V155H16ZM15 156V157H16ZM26 156V155H25ZM60 156V155H59ZM61 156H62V154H61ZM72 156V155H71ZM77 156V155H76ZM88 156H90L89 154H88ZM135 156V155H134ZM33 157H35V156H32L31 157V159L30 160H32L33 159ZM40 157V156H39ZM44 157V156H43ZM92 157V156H91ZM142 157H143V155H142ZM226 157V156H225ZM10 158H8L9 160H10ZM17 158V157H16ZM24 158V157H23ZM36 158V157H35ZM71 158V157H70ZM125 158H127L128 159V157H125ZM134 157L133 156H129V160H132ZM139 158V157H138ZM155 158V157H154ZM13 159V158H12ZM21 159V158H20ZM26 159V158H25ZM27 159H29V158H27ZM74 159H77L76 157L74 158ZM111 159H113V158H111ZM190 159H191V157H190ZM225 159V158H224ZM227 159V158H226ZM255 159L256 158H254L253 160L255 161ZM261 159V158H260ZM259 159V160H260ZM5 160V159H4ZM35 160V159H34ZM40 160H42V159H40ZM39 160V161H40ZM47 160V159H46ZM49 160V159H48ZM63 160V159H62ZM77 160H79V159H77ZM113 160H115V159H113ZM112 160V161H113ZM119 160V159H118ZM122 160V159H121ZM139 160V159H138ZM158 160V159H157ZM215 160V159H214ZM259 160H258V162L257 161H255L254 163L253 162H251V164H250V166L251 167H244V166H242L241 165V170H242V173H241V175H253V174H259V173H262V172H264V160H262V162H259ZM7 161V160H6ZM19 161V160H18ZM27 161V160H26ZM29 161V160H28ZM43 161V160H42ZM76 161V160H75ZM126 161L127 160H125L124 162L126 163ZM135 161H136V159H135ZM218 161V160H217ZM220 161V160H219ZM229 161V160H228ZM15 162H17V161H15ZM32 162H33V160H32ZM45 163H47L46 161H44ZM43 162V163H44ZM109 162V161H108ZM120 162V161H119ZM118 162V163H119ZM122 162L123 161H121L120 163L122 164ZM133 162V161H132ZM34 163H36V162H34ZM48 163H51L50 161H48ZM77 163V162H76ZM110 163V162H109ZM129 163V162H128ZM156 163V162H155ZM159 163V162H158ZM211 163V162H210ZM239 163V162H238ZM12 164V163H11ZM10 164V165H11ZM17 164V163H16ZM64 164V163H63ZM104 164H106V163H104ZM103 164V165H104ZM133 164V163H132ZM134 164H135V162H134ZM154 164V163H153ZM213 164V163H212ZM219 164V163H218ZM235 164V163H234ZM241 164V163H240ZM239 164V165H240ZM249 164V163H248ZM247 164V165H248ZM253 164V165H252ZM14 165H15V163H14ZM37 165V164H36ZM35 164L33 165V166H35V167H37ZM120 165V164H119ZM118 165V167L116 166V167H114L113 168V170H115V168H118V169H121L122 167H120ZM122 165H124L125 166V164H122ZM128 165V164H127ZM208 165V164H207ZM238 165V168L240 167ZM21 166V165H20ZM20 166H17V167H15V168H18V167H20ZM43 166V165H42ZM209 167L211 166V164L210 165H208ZM213 166V165H212ZM215 166V165H214ZM34 167V169H32V170H34V171H36L35 169H37V168H35ZM45 167V166H44ZM53 167V166H52ZM65 167V166H64ZM95 167H97V166H95ZM104 167H105V165H104ZM126 167V166H125ZM124 167V168H125ZM151 167H153V166H151ZM235 167V166H234ZM14 168V169H15ZM31 168H32V165H31ZM30 168V169H31ZM46 168H48V167H46ZM111 168V167H110ZM210 168H212V167H210ZM209 168V170L211 171V169ZM5 169V168H4ZM19 170H20V168H18ZM50 169V168H49ZM106 169H107V167H106ZM123 169V168H122ZM137 169V168H136ZM154 169V168H153ZM153 169H152V171H153ZM156 169H157V167H156ZM39 170V169H38ZM108 170H109V167H108V169H107V175H109L108 174ZM144 170H146V169H143V171ZM160 170V169H159ZM159 170H157V171H159ZM214 170V169H213ZM212 170V171H213ZM10 171H11V169H10ZM21 171V170H20ZM31 171V170H30ZM33 171V172H34ZM48 171V170H47ZM51 171L53 172L54 170H52L51 169ZM57 171V170H56ZM55 171V172H56ZM61 171V170H60ZM104 171H105V168H104ZM110 171V170H109ZM119 171V170H118ZM121 171V170H120ZM142 171V170H141ZM140 171V172H141ZM13 172V171H12ZM37 172V171H36ZM36 172H34L35 173V175H36ZM63 172V171H62ZM111 172V171H110ZM109 172V173H110ZM160 173H157V174H160V176L162 175V176H164L163 175V172L161 173V170L159 171ZM234 172V171H233ZM238 172V171H237ZM48 173V172H47ZM60 172H57L56 174L58 175ZM115 173H117V172H115ZM119 173V172H118ZM147 173H149V172H147ZM236 172H234V174H235ZM10 174H11V172H10ZM18 174H20V172H18ZM18 174H16L15 176H17ZM38 174H41V173H39L38 172ZM55 174V173H54ZM63 174V173H62ZM152 174V172L150 171V175ZM233 173H229L228 175H226L227 176V179H226V181L228 182V184L230 185L229 187L231 188V187H233V185H235V184H237L236 183V179H235V175H234ZM5 175V174H4ZM13 175V174H12ZM33 175V174H32ZM49 175V174H48ZM50 175H51V172H50ZM95 175V174H94ZM111 175H113V176H115L114 178H118V175H117V177H116V175L115 174H113V172H112V174ZM110 175V176H111ZM143 175V174H142ZM147 175V180H150V177L148 176V174H146ZM154 175H155V172L153 173V177H154ZM244 175V176H245ZM10 176V175H9ZM21 176H22V173H21ZM42 176V175H41ZM59 176H60V174H59ZM97 176V175H96ZM113 176L110 178L109 176H106L105 175V177H109L111 180H112V178H113ZM144 176V175H143ZM160 176H158V177H160ZM238 176V175H237ZM20 177V176H19ZM63 177V176H62ZM121 177V176H120ZM123 177H125L124 175H123ZM122 177V178H123ZM140 177H141V174H140ZM145 177V176H144ZM148 177H149V179H148ZM153 177H151V179L153 178ZM155 177L156 178H158L157 177V175H155ZM165 177H166V179H167V182H166V180H165ZM168 177H171V176H167V175H165L164 176V178L163 177H160L159 179L161 180V179H164L163 181H164V183H166V185L164 186V187H162L163 189L162 190H165V187L166 186H168V182L169 181H171ZM6 178V177H5ZM12 178V177H11ZM40 178H42V177H40ZM58 177H56V179H57ZM65 178V177H64ZM102 179L104 178V177H101ZM128 178V177H127ZM132 178H134V177H132ZM13 179V178H12ZM20 179V178H19ZM58 179H60V178H58ZM110 179H107V181L108 180H110ZM130 179V178H129ZM128 179V180H129ZM135 179V178H134ZM145 179H146V177H145ZM144 178H143V180H145ZM169 179V180H168ZM6 180H8V178L6 179ZM22 180V179H21ZM42 180H43V178H42ZM50 180H52V179H50ZM66 180V179H65ZM99 180H101V179H99ZM114 180V179H113ZM117 179H115V181H116ZM119 180V179H118ZM125 180V179H124ZM142 180V179H141ZM140 180V181H141ZM142 180V181H143ZM155 180H157V179H154L153 178V180H151L152 182H154V184H155V186L157 185L156 184V182H159V183H161L162 182V180H161V182L159 181V180H157V181H155ZM173 180V179H172ZM53 181H54V179H53ZM61 181V180H60ZM67 181V180H66ZM84 181H86V180H84ZM88 181V180H87ZM114 181V182H115ZM120 181H121V179H120ZM120 181L119 182H117V184L116 185H114V190L116 189L117 190V192L118 191H120V189L122 190V194H125V190L127 189V187H128V185L129 186H133V185H137V184H134L133 183V185L132 184H130L129 182V184L128 185H126V186H123V185H121V184H119L120 183ZM139 181V180H138ZM138 181H137V183H138ZM174 181V180H173ZM173 181H171V182H173ZM15 182V181H14ZM13 182V183H14ZM43 182V181H42ZM63 182V181H62ZM61 182V183H62ZM65 182V181H64ZM97 182V181H96ZM96 182H94V184H92V185H96V188L95 189H97V183ZM100 182V181H99ZM98 182V183H99ZM105 182V179H103L102 180V182H100V183H104ZM114 182H112L113 184H114ZM145 182H147V181H145ZM145 182L143 181V185L145 184ZM174 182H176V181H174ZM8 183V182H7ZM10 183V182H9ZM59 183V182H58ZM84 183V182H83ZM88 183H89V181H88ZM93 183V182H92ZM96 183V184H95ZM112 183H111V185L110 186H112ZM121 183H123V181L121 182ZM149 183V182H148ZM170 183V182H169ZM44 184V183H43ZM57 184V183H56ZM65 184V183H64ZM63 184V185H64ZM109 184V183H108ZM147 184V183H146ZM154 184H152V185H154ZM171 184V183H170ZM66 185V184H65ZM105 185H106V182H105ZM121 185V186H120ZM141 185V184H140ZM148 185V184H147ZM172 185V184H171ZM170 185V186H171ZM178 185V184H177ZM177 185H175L176 187H177ZM232 185V186H231ZM149 186V185H148ZM158 186V185H157ZM160 186H162V185H160ZM173 186V185H172ZM121 187H124V188H121ZM126 187V188H125ZM134 187V186H133ZM139 187V186H138ZM147 187V186H146ZM150 187H151V185H150ZM179 187V186H178ZM250 187V186H249ZM102 188V187H101ZM107 188V187H106ZM110 188V187H109ZM108 188V189H109ZM129 188V187H128ZM140 188V187H139ZM145 188V187H144ZM143 188V189H144ZM152 188V187H151ZM151 188H149V189H151ZM6 189V188H5ZM44 189H45V187H44ZM85 189V188H84ZM102 189H104V188H102ZM111 189V188H110ZM131 189V188H130ZM142 189V188H141ZM146 189V188H145ZM148 189V188H147ZM159 189V188H158ZM4 190V189H3ZM2 190V191H3ZM7 190V189H6ZM49 190H50V188H49ZM105 190V189H104ZM115 190V191H116ZM153 190L154 189H151L150 191H152L153 192ZM171 190V189H170ZM231 190H234V189H231ZM110 191V190H109ZM130 191V190H129ZM136 191V190H135ZM148 191V190H147ZM227 191L228 190H226V192L224 191V194H225V196L226 197H228L229 195H228V193H227ZM101 192H102V190H101ZM119 192V193H120ZM130 192H133V190L132 191H130ZM151 192V193H152ZM160 192V191H159ZM237 193L238 191L236 190V191H234V193ZM7 193H9V192H7ZM14 193V192H13ZM43 193V192H42ZM97 193V192H96ZM104 193H106V191L104 192ZM139 193V192H138ZM142 193H144V192H142L141 191V194ZM146 193V192H145ZM147 193H149V192H147ZM151 193H150V195H151ZM51 194V193H50ZM112 194V193H111ZM117 194V193H116ZM137 194V193H136ZM157 192L155 191V192H153L152 193V200L153 199H155L156 200V198L155 197H157ZM230 194V193H229ZM232 194V193H231ZM9 195V194H8ZM99 195H100V193H99ZM115 195V194H114ZM127 195H129V193H127ZM126 195V196H127ZM143 195V194H142ZM147 195V194H146ZM149 195V196H150ZM52 196V195H51ZM107 196V195H106ZM105 196V197H106ZM113 196V195H112ZM116 196V195H115ZM118 196V195H117ZM124 197H126L125 195H123ZM123 196H120V197H123ZM8 197V196H7ZM32 197V196H31ZM114 197V196H113ZM123 197V198H124ZM145 197H147V196H145ZM237 197V196H236ZM110 198H112V197H110ZM118 198V197H117ZM116 198V199H117ZM129 198H132V197H129ZM139 198V197H138ZM148 198V197H147ZM146 198V199H147ZM159 198V197H158ZM225 198V197H224ZM114 199V198H113ZM151 199H150V201H151ZM228 199H230L229 197H228ZM91 200V199H90ZM122 200V199H121ZM128 200H130V199H128ZM226 199H223V202L225 201ZM232 200V199H231ZM89 201V200H88ZM139 201V200H138ZM142 201H144L143 203L145 204V202H149L148 200H146L145 201V199H144V197H143V200ZM220 201V200H219ZM72 202V201H71ZM84 202V201H83ZM102 202V201H101ZM141 202V201H140ZM163 202V201H162ZM225 202H229L228 200H226ZM74 203V202H73ZM77 203V202H76ZM75 203V204H76ZM117 203V202H116ZM121 203H123V202H121ZM151 203V202H150ZM156 203V202H155ZM167 203H169V202H167ZM186 203V202H185ZM74 204V205H75ZM82 204V203H81ZM101 204V203H100ZM128 204V203H127ZM140 204V203H139ZM170 204V203H169ZM168 204V205H169ZM116 205V204H115ZM147 205H149V206H151V204H147ZM168 205H165V203L163 204V206H161L162 208H160V209H154L153 208V210H155L156 211V213H158V212H163V210L162 209H164V208H170ZM134 206V205H133ZM218 207V209L220 210V209H222L221 207H220V205H216V202H215V205L214 204H210V203H207L206 202V200H200V199H198V200H191V202H187L185 205H182V206H180L181 208H171V209H168L170 212V219L172 218V220L175 222V220H178V219H182L184 216H186L187 217V219H185L186 221H188L189 222V224L190 225H192V226H194L197 222V224L196 225H198L197 227L202 231V232H200V230H198V228L196 227V225H195V228H196V232H194V235L196 234V236H193L192 238H194V241H193V243L191 244L190 243V247H191V245L193 246V248H194V252H193V254H187L188 256H186V255H179V257L181 258L180 259V263H177V264H181V263H183L182 261H184L185 260V258H188L187 260H189L190 261V263H188V262H185V263H187V264H210V263H218L219 261H221V260H225V258H226V260H227V258H228V263H225L226 261H221L223 264L225 263V264H229V262H233L234 260H236V258H237V260L239 259H241V261H242V259H243V257H244V255H248V253L246 252V251H244V247H246V246H244V247H242L241 248V246H240V244L238 243V241H237V243L238 244H235V242H236V239H234L233 238V236L231 237V238H227V240H229V242L231 243V241L234 239V241H232V243L234 244H232V249H230L231 247H230V245H229V243H228V241H221L219 238H217V237H213L214 236V234H216L217 236H219V231H222L221 233H223L224 232V234L226 233L224 230H227L230 234H232V232H235L234 234H236L237 233V235H235L234 237H238V233L239 232H236L237 230H239L240 232H242L241 230L242 229H240L239 228V223L238 224H236L235 222H237V221H232V220H230L229 218H228V216H229V214H228V216H226V217H222V216H220L219 215V213H218V215L216 216V215H214V212H213V215H212V213H210V214H205V213H209V212H207L208 211V209H210V208H212V209H214L215 207ZM139 207H142V206H139ZM177 207H179V206H177ZM79 207H77V209H78ZM144 208V207H143ZM147 209H149L150 210V207H146ZM151 208H152V206H151ZM95 209V208H94ZM138 209V208H137ZM211 209V210H212ZM50 210V209H49ZM52 210V212H53V208L51 209ZM59 210V209H58ZM60 211V210H59ZM70 211V210H69ZM72 211V210H71ZM77 211V210H76ZM93 211V210H92ZM175 213H174V212ZM48 212H50V211H48ZM51 212V216H52V213ZM61 212V211H60ZM78 212H80V211H78ZM91 212V211H90ZM165 212V211H164ZM68 213V212H67ZM58 214H60V213H58ZM57 214V215H58ZM64 214V213H63ZM72 214V213H71ZM74 214V213H73ZM159 214V213H158ZM15 215V214H14ZM30 215V214H29ZM49 215V214H48ZM61 215V217L63 216L62 214H60ZM130 215V214H129ZM167 215H168V213H167ZM208 215H212V220L210 221V224H208V222L209 221H207V219L209 220V217H207ZM223 215V214H222ZM231 215V214H230ZM33 216V215H32ZM35 216V215H34ZM33 216V217H34ZM53 216H54V214H53ZM52 216V217H53ZM66 216L67 215H65V218H66ZM93 216V215H92ZM124 216V215H123ZM126 216V215H125ZM214 216V217H213ZM232 216V215H231ZM230 216V217H231ZM233 216H234V214H233ZM45 217H47V216H45ZM50 217V216H49ZM60 217V216H59ZM127 217V216H126ZM52 219V218H51ZM66 219H68V218H66ZM124 219V218H123ZM165 219H167V218H165ZM233 219H237V218H233ZM62 220H63V218H62ZM193 220V221H192ZM232 221V222H229L231 225L233 224L234 226H235V224H236V226L234 227V226H232V232H231V225L228 223V226H230L228 229L224 226V225H222V224H225V223H227L228 221ZM65 221V220H64ZM190 221H191V223H190ZM195 221V222H194ZM241 220L239 219L238 220V222H240ZM52 222V221H51ZM58 222V221H57ZM59 222H60V218H59ZM154 222V221H153ZM188 222L185 224V225H187L188 224ZM204 222V223H203ZM205 222L207 223V225L210 227H208L209 229H208V231L209 232H207V227H205L206 228V231H205V229H204V227L203 226H206V224H205ZM212 222V223H211ZM124 223V222H123ZM135 223V222H134ZM195 223V224H194ZM200 223V224H199ZM59 224V223H58ZM97 224H99V223H97ZM133 224V223H132ZM153 224V223H152ZM188 224V225H189ZM203 224V225H202ZM205 224V225H204ZM246 224V223H245ZM48 225V224H47ZM52 225H53V223H52ZM60 225H63L64 226V222H62V224H60ZM94 225H96V224H94ZM99 225H101V224H99ZM169 224H162V225H160V227L159 228H157V230L158 231H161V233L162 234H156V235H152L151 237H147V238H143V237H132L131 238V240L129 241V242H127V241H125V238H124V236H126L127 234H128V232L132 235V233L130 232V230L127 228V227H125V226H118V228L117 229H113L115 232H110L108 229H106V227H105V229L106 230H102L101 229V227L103 228V225H101V227H99L98 225V228L99 229H97V230H99L98 231V237H97V235L95 234V236H96V238H92V237H88V238H86V240L84 241V239L81 237V239H83V241L80 243V236H79V238H77V239H79V242H77L78 243V247H75L74 249H72L71 251L72 252H69L68 250V252H69V254L71 253L72 255L68 258V257H66V259L68 260L67 262H64L63 261V259H61L62 261L60 262L61 264H112V263H114V261L112 260V258H111V254H115V252L119 255V258H118V260L116 261V264H142V262H141V258L142 257H146V256H148V252H149V249H153V248H155L157 245H159V244H161L164 240H165V234L166 233H168V232H170L171 231V229H169V226H168ZM187 225V227H188V229H190V227L193 229V227L192 226H188ZM223 227H222V226ZM226 226H227V224H225ZM247 225V224H246ZM248 225H249V222H248ZM203 228H202V227ZM49 227V226H48ZM53 227V226H52ZM57 227L60 229V226H58L57 225ZM95 227V226H94ZM115 227V226H114ZM176 227V226H175ZM174 227V228H175ZM222 227V228H221ZM239 228V229H237V228ZM245 227H247V226H245ZM245 227L243 228V229H245ZM46 228V226H44V229ZM50 228V227H49ZM49 228L47 229V230H49ZM96 228V227H95ZM94 228V229H95ZM108 228V227H107ZM152 228V227H151ZM154 228H156V227H154ZM173 228V229H174ZM226 228V229H225ZM234 228L235 229H237V230H234ZM43 229V228H42ZM43 229V230H44ZM75 230H77V237H78V229L75 227L74 228ZM87 229V228H86ZM93 229V228H92ZM172 229V231H174ZM188 229H186L185 231H184V235H187V236H190V235H188L189 234V230ZM212 229V230H211ZM223 229V230H222ZM229 229H230V231H229ZM46 230V231H47ZM62 230V229H61ZM60 230V231H61ZM64 230V229H63ZM63 230L61 231L62 233H63ZM84 229H82V231H83ZM187 230H188V234H187ZM234 230V231H233ZM51 231V230H50ZM79 231H80V233L81 234H83V232H81V228H79ZM85 231V230H84ZM95 231H96V229H95ZM94 231V232H95ZM171 231V232H172ZM193 231V230H192ZM212 231V232H211ZM67 232V231H66ZM72 232V231H71ZM86 232H88L89 233V231L88 230H86ZM218 232V233H217ZM46 233V232H45ZM49 233H51V232H47L46 234H49ZM61 233V234H62ZM68 233H70V231H68ZM74 233L76 234V231H74ZM74 233H72V235H74ZM97 233V232H96ZM205 234V233H211V234H213V235H209V237H206L205 235H207V234H205V235H202V234ZM243 233V232H242ZM242 233H239V234H241L242 235ZM53 234V233H52ZM120 234V236L118 237L117 235H119ZM182 234V239L181 240H183V241H181V240H179L180 241V243H179V241L178 242H176L175 243V240H174V243L178 246L179 244L180 245H183L182 247H181V249L183 250L184 248H186L188 245H185V241H187V239L189 238V237H187V236H184ZM223 234V235H224ZM51 235V234H50ZM84 235H85V233H84ZM86 235H91V234H86ZM121 235H123V237H121ZM220 235H222V234H220ZM240 235V237H239V239L240 238H242L243 236H241ZM245 235V234H244ZM246 235H248L247 234V232H246ZM49 236V235H48ZM59 236V235H58ZM65 236V235H64ZM64 236H62V237H64ZM208 236V235H207ZM51 237V236H50ZM53 237V236H52ZM85 237V236H84ZM225 237V236H224ZM245 237V236H244ZM243 237V238H244ZM124 238V239H123ZM180 238V237H179ZM51 239V238H50ZM66 239V238H65ZM130 239V238H129ZM166 239H168V238H166ZM230 239H231V241H230ZM244 239H246V240H243L242 239V241H247V243H248V237H246V238H244ZM47 240H49V239H47ZM73 240V239H72ZM124 240V241H123ZM185 240V241H184ZM224 240V239H223ZM238 240V239H237ZM56 241H57V238H56ZM62 241H63V239H62ZM69 241V240H68ZM75 241V240H74ZM74 241H73V243H74ZM240 241H241V239H240ZM239 241V242H240ZM242 241L240 242L241 244H242ZM52 242V241H51ZM50 242V243H51ZM66 242V241H65ZM165 242H166V240H165ZM171 242H173V241H171ZM181 242H182V244H181ZM46 243V242H45ZM48 243H49V241H48ZM47 243V244H48ZM56 243V242H55ZM69 243V242H68ZM167 243H168V241H167ZM187 243V242H186ZM52 244V243H51ZM64 244V243H63ZM70 244V243H69ZM187 244H189V243H187ZM219 244H221V245H219ZM245 244V243H244ZM243 244V245H244ZM167 245V244H166ZM170 245V247L172 246L171 244H169ZM175 245V246H176ZM180 245H179V247H180ZM221 246V249H222V247H223V252H221V249H217L216 248V246ZM224 245V246H223ZM227 245V247L225 248V246ZM175 246H172L171 247V249L172 248H174ZM184 246H186V247H184ZM187 247V249H185V251L186 250H189V248L190 247ZM215 246V247H214ZM218 246V247H219ZM230 248H229V247ZM234 246H236L235 248L237 249H235L234 248ZM240 246V247H239ZM52 247H53V245H52ZM70 247V246H69ZM169 247V248H170ZM214 247V248H213ZM163 248H165V247H163ZM192 248V247H191ZM191 248H190V250H191ZM216 248V249H215ZM234 248V249H233ZM241 248V249H240ZM70 249V248H69ZM175 249V248H174ZM174 249H172V250H167V251H169V253L170 252H172ZM180 249V250H181ZM193 250V249H192ZM191 250V251H192ZM213 250H215V251H213ZM226 251V254H225V251ZM157 251V250H156ZM174 251H176V249L174 250ZM172 252V253H175V252ZM179 251V250H178ZM232 251H234V253L232 252ZM239 252V253H237V252ZM241 251H243L244 253H242ZM165 252V251H164ZM209 252V253H208ZM215 252H217V253H215ZM220 252V253H219ZM229 252H230V254H232L231 255V257L233 258H230L231 259V261H230V259H229V256H230V254H229ZM240 252H241V256L239 255L240 254ZM6 253H8V252H6ZM10 253V252H9ZM182 253V252H181ZM210 253H213L214 254V256H213V254H210ZM228 253V254H227ZM11 254V253H10ZM179 254V253H178ZM208 254V255H207ZM216 254V255H215ZM223 255V257H222V255ZM244 254V255H243ZM7 255V254H6ZM59 255V254H58ZM117 255V256H118ZM165 255V254H164ZM167 255H169V254H167ZM170 255H172V254H170ZM207 255V258H208V256L209 257H211V255H212V257H213V259H212V257L209 259V260H211L210 261V263H207V261H205L204 262V259L206 258L205 256ZM221 255V256H220ZM227 255V256H226ZM55 256V255H54ZM53 256V257H54ZM216 256V257H215ZM219 256V257H218ZM234 256H237L236 258L234 257ZM9 257V256H8ZM12 257V256H11ZM61 257V256H60ZM171 257V256H170ZM190 257V258H189ZM225 257V258H224ZM239 257V258H238ZM241 257V258H240ZM246 257V256H245ZM263 257V256H262ZM5 258V257H4ZM14 258V257H13ZM57 258H58V256H57ZM178 258V257H177ZM205 259V260H208V259ZM214 258H216L215 260H214ZM15 259V258H14ZM56 259V258H55ZM65 259V260H66ZM184 259V260H183ZM218 259H220L219 261H218ZM263 259L264 258H261V259H259V260H261L260 262H262L263 261ZM6 260V259H5ZM165 260V259H164ZM163 260V261H164ZM169 260V259H168ZM209 260H208V262H209ZM213 260L215 261V262H213ZM1 261H4V260H1ZM7 261V260H6ZM8 261H9V259H8ZM58 260L56 259V262H57ZM60 261V260H59ZM170 261V260H169ZM186 261V260H185ZM218 261V262H217ZM5 262V261H4ZM15 262H17V261H15ZM14 262V263H15ZM166 262V261H165ZM179 262V261H178ZM221 262H219L220 264H221ZM232 262L230 263V264H232ZM264 262V261H263ZM3 262H1L0 264H2ZM9 263V262H8ZM59 263V262H58ZM171 264V262H168V263H166V264ZM218 263V264H219ZM5 264V263H4ZM7 264V263H6ZM11 264H12V261H11ZM115 264V263H114ZM144 264H153V258L152 257H150L148 260H147V262L146 263H144ZM163 264V263H162Z\"/></svg>",
  "mask_w": 264,
  "mask_h": 264
}]
</instances>
